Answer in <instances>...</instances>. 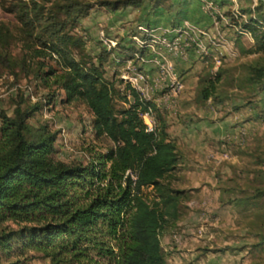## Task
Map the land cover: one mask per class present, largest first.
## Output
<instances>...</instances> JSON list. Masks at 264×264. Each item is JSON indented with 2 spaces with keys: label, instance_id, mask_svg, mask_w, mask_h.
<instances>
[{
  "label": "trees",
  "instance_id": "1",
  "mask_svg": "<svg viewBox=\"0 0 264 264\" xmlns=\"http://www.w3.org/2000/svg\"><path fill=\"white\" fill-rule=\"evenodd\" d=\"M149 1L158 8L163 0ZM142 4L20 2L8 9L17 20L15 29L0 21V66L54 86L50 100L61 96L64 103L84 102L95 135L112 143L106 151L92 152L86 163L64 162L54 158L57 133L47 124L29 122L39 103L24 105L20 94L11 115L0 109V264H30L36 258L47 260L42 264H169L161 237L183 219L192 190L171 185L183 156L169 134L167 112L140 101L128 85V95L121 96L128 106H117L114 94L120 92L103 69L110 52L103 47L97 55L88 54L82 37L72 32L95 5L117 10ZM252 12L233 26L239 28L240 53L262 56L247 66V80L257 85L264 80L263 2ZM240 31L251 33V47L239 45ZM13 45L20 53L12 52ZM116 50L128 56L133 51L118 44ZM204 63L213 64L212 56L206 55ZM217 70L198 75L196 106L217 97ZM149 104L157 125L147 132L140 112ZM152 187L154 199L146 192ZM8 221L16 228L5 226ZM255 246L264 259V239Z\"/></svg>",
  "mask_w": 264,
  "mask_h": 264
},
{
  "label": "rangeland",
  "instance_id": "2",
  "mask_svg": "<svg viewBox=\"0 0 264 264\" xmlns=\"http://www.w3.org/2000/svg\"><path fill=\"white\" fill-rule=\"evenodd\" d=\"M32 1L49 7L53 0H1L0 21L15 29L17 20L14 13L8 9L20 2ZM86 1L95 3L97 0ZM253 3V0H163L158 8H154L151 1L143 0L140 7L128 6L117 10L95 5L79 19L76 27L72 28L73 33L82 37L85 51L92 56L97 55L104 47L100 40L101 31L104 38L114 40L120 49L129 51L134 50V41L131 37L138 34L139 25L159 35L168 28L178 27L184 22L205 29L216 43H227L236 51L234 57H221L217 70L221 73L216 87L217 97L208 99L201 106L203 110L201 117L193 113L197 120H204L206 124H210L208 130L215 137L211 138L213 141L211 150L218 156L215 160L209 158L206 162L208 165L206 174H203L200 180L206 185L204 190L200 193V188L182 187L184 184L181 180L185 177L180 173L185 170L186 165H178L173 173L171 185L174 188L192 190L188 202L206 201L210 203V207L187 205V209L183 211V219L193 212L196 215L194 221H201L198 231L192 224L194 222L185 226L180 223L181 220L162 235L161 244L168 254L169 264H180L176 262L178 258L188 260L180 254L186 252L185 245L188 241L193 245L190 246L192 248L188 247L190 252L186 253L200 251L202 254L209 251L198 259V264L264 262L262 250L255 246L264 239V80L257 85L247 80V66L257 60L260 61L262 56L258 53H240L236 44L238 26L235 27L233 24L235 20L238 22L241 20L235 19L232 15V8L237 4L238 9L248 17L253 13ZM256 3L259 5L261 0H257ZM253 43L254 40L251 42L244 35L239 38V45L245 49L251 47ZM11 50L14 54L20 53L18 45H13ZM213 51V54L221 55L217 50ZM204 60L205 58L196 67L194 77L208 69L212 73L216 72L214 63H204ZM210 64L211 68L208 67ZM120 65L114 63L109 56L103 67L104 76L114 81L116 89L120 92L114 94L117 106L127 107L128 104L121 97L128 95V91L119 78ZM193 80L195 84L191 90H194V101L197 80L194 78ZM53 89L54 86L46 87L32 74L17 72L15 76L10 70L0 66V109L11 115L20 94L25 99L24 105L39 103V109L33 112L29 122L34 126L47 124L57 133L55 159L86 163L92 152L106 151L112 143L104 136L95 135L92 113L86 104L82 101L64 103L60 100L61 96L50 100L48 94ZM171 117H177V113ZM223 151L227 152L226 158H220ZM146 192L151 199L157 194L155 187L147 189ZM215 205L218 208L220 206L221 210L214 207ZM215 210L218 211L214 212ZM211 220L217 222V229L220 231H216L207 244L205 241L207 238L202 235V231L206 230L205 223ZM4 225L16 228V225L9 221ZM209 227L212 229V226ZM176 257L178 258L175 260ZM44 262L47 260L36 258L30 264Z\"/></svg>",
  "mask_w": 264,
  "mask_h": 264
},
{
  "label": "built area",
  "instance_id": "3",
  "mask_svg": "<svg viewBox=\"0 0 264 264\" xmlns=\"http://www.w3.org/2000/svg\"><path fill=\"white\" fill-rule=\"evenodd\" d=\"M253 1L252 11L257 5V0ZM261 1L264 4V1ZM232 15L238 20L246 21L250 14L247 17L238 9L237 4H234ZM262 30H264V24ZM137 33L131 37L134 41V50L129 56L116 52L117 43L112 39L104 38L102 31L100 40L104 48L110 52L114 63L121 64L119 78L122 83L134 89L140 101L151 103L156 108L165 110L169 116L176 115L178 111V102L184 85L182 75L176 71L167 55L182 60L188 59L191 52L201 60L206 55H211L215 68L220 65L221 56L234 57L236 55L234 48L227 43H216L208 31L186 22L178 27L168 28L159 35H156L153 30L139 25ZM240 33L253 42L250 32L240 31ZM213 50H217L221 55L213 54ZM149 54L152 57L148 58ZM147 62L153 63L154 76H151L143 68L144 63ZM140 117L145 125V131H153L156 128L155 113L150 104L140 112ZM226 157L227 152L223 151L220 158Z\"/></svg>",
  "mask_w": 264,
  "mask_h": 264
},
{
  "label": "crops",
  "instance_id": "4",
  "mask_svg": "<svg viewBox=\"0 0 264 264\" xmlns=\"http://www.w3.org/2000/svg\"><path fill=\"white\" fill-rule=\"evenodd\" d=\"M167 56L171 59L176 71H178L182 75L184 85V89L181 93L178 102L177 117L173 118L168 114L166 116L167 122L169 123L168 131L171 138H173L174 141L178 144V148L180 149V151H182V163H180L179 165L187 166L185 170H182L180 173L185 177V179L182 178L181 180L184 184V186L182 187L200 188L201 193L206 186L200 181L202 176H204L203 174H206V162L209 161V158H212L214 160L218 158L216 153H213L211 150V144L213 143L211 138L215 137L213 134H210V131L208 130V125L210 124H206L204 120H197L193 117V113L201 117L203 111L202 108L196 106L195 102L193 101L194 90H191L192 86L195 84L193 83L195 82L193 78L197 80L198 77H194L193 74L194 72H197L195 71L196 67L199 63H202V60H200V58L193 52L190 53L189 58L186 60L173 58L169 55ZM150 57H152V55H148V58ZM143 68L151 76L155 75V67L152 62L144 63ZM209 204L210 203H207L206 201H202V203H200V201L195 200H192L187 203V205L190 207H210ZM214 207H216V205ZM218 210H221L220 206ZM218 210H215L214 212H217ZM195 217L196 215H194L193 212H190L189 215L186 218L182 219L180 223L185 224V226H188V223L190 224L191 222H194L192 224L197 227L198 231V226H200V224L202 223L201 221L195 222ZM216 224L217 222H213V220L208 223H205L206 230L202 231V235L206 236L205 238H207V240L205 241H207V244L211 241V238H213V236L217 233L216 231H220L219 229H217L218 227ZM209 226H212V229ZM187 232H189V230H187ZM192 245L193 243L191 241H188V244L185 245L187 249H185L186 252H190V249H188V247L192 248L190 247ZM186 252L180 254L181 256H185V258H188V260L186 261L184 259L182 260L176 257L174 258L175 260L178 258V261L176 262H179L180 264H198V259L201 258V256L203 257V255H205L209 251L205 253L202 252V254L199 253L200 251L198 252L199 254L194 251H192V253Z\"/></svg>",
  "mask_w": 264,
  "mask_h": 264
}]
</instances>
